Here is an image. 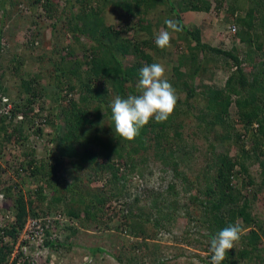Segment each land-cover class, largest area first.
<instances>
[{"label": "trees", "instance_id": "obj_1", "mask_svg": "<svg viewBox=\"0 0 264 264\" xmlns=\"http://www.w3.org/2000/svg\"><path fill=\"white\" fill-rule=\"evenodd\" d=\"M226 1L122 0L119 3L117 0L114 4H120L119 8L127 16V20L124 19V28L120 31L113 30L112 26H105L102 18H98L95 9L86 0L82 2L81 6H77L76 11V2L79 3L81 0H64L63 5L60 0H0V12H2L0 27L7 23L6 18H8L9 10L19 18L26 17L27 11L32 12L29 20L30 27L25 34L27 35L26 44L33 43L34 39H38L41 31L39 32L37 28L42 25L44 20L51 19L55 23L60 20L63 11L68 13L69 31L72 33L70 37L77 42L81 38L92 42L90 46L82 45L75 52L76 45L63 42V45L59 46L58 40L51 49L60 50V57L62 59L69 58L70 60L67 62L73 63L69 64V75L58 64L57 69H61V72L55 78L58 90H61L62 85L66 83L69 101L59 110L66 122L67 131L62 136L57 134L55 138L49 139L55 141L53 152L56 153V156H53L52 167L54 168L52 169L55 170L58 167L61 159L78 156V165L94 164V167H91H93L95 175L102 177L107 174V180L111 186V192L106 196L92 192L91 189L95 190L94 188H88L82 192V195L79 193L78 199L83 202L82 206L75 208L64 205L62 210L58 208L63 201V196L58 193L59 187L57 188L55 185L58 183L57 179L54 186L52 181L47 182L51 186L49 189L52 195L50 203H45L47 195L43 192V186H39L26 199L21 189L26 187L30 177L28 178L27 174L22 176L18 172V168L15 167L13 170L18 174V178L12 180L0 166V190L3 191V197L0 198V217H2V212L7 213L8 211H13L15 217L14 221L10 223L4 219L3 226L0 227V264L16 263V260L10 262V254L16 236L23 227L27 216L38 217L54 210L62 212L73 221L79 220L82 227L86 229L89 225L99 229V217L103 223H106L107 219L112 220L115 217H120L121 220L114 226L120 231H127L128 236L131 237L132 254L122 253L121 256H116V259L122 264H140L139 259L143 256L140 255V252L143 253L146 250L149 255V251H147L148 239L154 238L159 230L168 228L172 223L171 220L175 219L180 210L177 197L179 194L178 183L182 184V186L180 185L182 191L188 193V202L200 205L203 210L206 231L198 232L199 237L195 239V243L191 241L188 243H191L192 248L198 249L196 251L202 250L201 252L207 255L205 259L207 264H210L211 237L223 227L235 224L239 218L241 219L240 224L245 229V234L241 236L239 246L229 250L226 259L221 264H237L241 260L253 262L252 264H264V225L261 219L255 218L251 214L252 199H249L247 195L252 191L247 192L245 189L247 184H254V179L249 174V166L253 163H256L260 169V186H264V58L262 57L264 50L263 43L259 41L260 37L258 35L252 37L250 32V29L255 25L253 19L264 8V0H232V3L228 4L226 8L225 17L227 21L231 22L228 32L245 45L252 46V39L257 44L254 47L256 50H251V48L245 50L244 57H241L233 48L227 50L203 42L201 40L202 29L199 26L188 27L182 20V12L207 13L211 8L217 12ZM239 1L247 5L246 13L242 17L237 16L236 12L237 9H240L237 7ZM25 2L26 4H24ZM212 2L214 3L212 4ZM156 4H163L167 12L164 19L160 18L161 20L152 26L151 21L138 15L148 12V8H153ZM169 16L170 19L177 21L182 28L181 31L176 32L177 40L174 39V41H178L176 42L177 48L178 45H183L185 51L180 53L177 58L178 64L173 66L172 70L179 80L185 77L181 80L183 85H188L184 79L189 78L193 81L200 70L206 69L205 62L210 61L208 53L211 54V57L223 56L226 62L228 60L232 62L228 66L223 86L204 85L199 91L192 85L187 87L186 97L193 99L197 104L201 103L202 105H198L203 107L199 112L197 104L191 102L192 107L198 110L197 115L194 116L195 122L191 125L196 129L193 130V134L195 135L198 130L204 135L209 132L214 136V140L209 142L204 164L198 169L200 178L199 174L195 176L196 179H199L200 187H196L189 181L188 176L180 168L181 160L186 161V156L181 158L177 155V150L182 146L187 148V136L182 120L176 123L174 120H170L173 115L179 117L180 112L177 109H174L173 115L168 117L165 122L151 121L140 129L139 135L135 139L126 140L115 132V125L111 119V108L108 105L113 96L120 95L122 97L125 92L134 94L133 85L139 79L140 68L154 62L157 55H166V50L157 47L153 41L156 33L153 28L161 26L165 30L171 31L165 24V20L169 19ZM260 20L262 21V19ZM237 23L238 28L241 29H237ZM231 26L235 27L234 31L231 30ZM51 28V32L54 33L52 25ZM120 32L124 34L119 36ZM129 32L133 34L126 35ZM67 37L66 35L65 41ZM6 41L0 28V50L6 45ZM78 51L82 53V60L71 59V57H76ZM125 56L132 58V62L128 65L122 61ZM56 64L55 62L54 65ZM63 72L67 75L64 82L59 79ZM36 77L38 75L32 79L25 80L23 78L22 80L23 87L20 93H25L27 103H32L33 98L37 94H41L38 89L39 85L34 81ZM2 80L3 73L1 72L0 93L6 94L7 89L3 87ZM128 83L129 86H127ZM126 86L128 91H126ZM26 100L25 105L12 100L11 115L0 116V140L10 141L13 137L16 144H26V156L30 157L28 166H32L33 157L30 155L35 149L29 145L32 144V141L29 142L30 135L37 138L43 133V130L41 126L37 129L32 128L31 116L33 114H29L32 113V108L26 111ZM232 108L235 110L232 111ZM18 113L23 115L22 119L26 118L27 123L22 119L17 120ZM103 117L111 120L109 129L102 126ZM47 120L51 126L55 127V130L58 129V123L55 120L51 121V115H48ZM95 121L98 124L97 127L94 126ZM151 127L155 129L148 133ZM218 128L222 130L220 131ZM188 133L191 135L190 132ZM241 135H244L247 141ZM214 142H220L223 150L216 151ZM92 144L98 146L97 151L90 147ZM232 146L238 151L236 154L230 153ZM187 150L185 149L184 152L186 153ZM150 157L170 170L172 176L169 178L172 179L165 181V185L159 183L161 186L157 187H152L146 182L133 186L135 181L132 173L142 174ZM10 161L13 159L8 160V162ZM33 165V174H35L39 172V168L45 166V163L42 161L40 166ZM243 173L247 174L248 181L243 187H237L236 183L241 182L240 175H244ZM3 180L6 182L5 187H1V183L4 184ZM133 190L137 191V194L129 202L127 198ZM253 193L254 199L257 197V192ZM121 197H124L125 200L122 201L119 208L111 206L112 199ZM110 207L113 210H110ZM153 214L154 218L151 217ZM89 218L92 219V224L88 225L86 221ZM187 218H189L188 212L183 215V222H185L183 227L188 224ZM65 229L68 231L66 237L75 234L76 229L78 230L74 225L66 226ZM185 233L190 235L191 232L185 231ZM201 238H204L205 243L201 241ZM46 245L49 249L55 250L54 248L62 243L58 239H54L46 241ZM89 251L92 254L107 253L100 246L92 247ZM24 264L36 263L26 259Z\"/></svg>", "mask_w": 264, "mask_h": 264}, {"label": "rangeland", "instance_id": "obj_2", "mask_svg": "<svg viewBox=\"0 0 264 264\" xmlns=\"http://www.w3.org/2000/svg\"><path fill=\"white\" fill-rule=\"evenodd\" d=\"M76 2V8L78 5H82V2ZM87 3L95 9V12L98 18H102L103 24L105 26H112L113 30H123L124 28V19L127 16L124 14L123 10L119 8V5L114 4L117 0H86ZM122 0H118L120 3ZM62 2L61 5L64 4V0H60ZM214 2H212L213 4ZM232 0H227L224 3V6L216 12L214 8L207 13L199 12V11H186L182 12V20L188 27H196L199 26L202 29L201 32V40L203 42L209 43L212 46H216L222 49H235L237 53L244 57L245 50H256L254 47L257 45L254 43L252 46L248 44L245 45L240 41L234 38V35L228 32V26L231 24L230 21H227L225 17L226 8L228 4H231ZM26 4V2L24 3ZM87 4V5H88ZM19 7V5H18ZM237 16H244L246 13L247 5L242 1L237 3ZM148 12H144L140 17L145 18L146 20L151 21L152 26L156 25L160 18L164 19V16L167 12L166 7L162 4H156L153 8H148ZM8 18H6L7 23H4L2 29L6 45L3 46L2 51H0V73H3V87L6 88V94L10 101L14 100L16 103H20L21 105H25V93H20L22 91V80L23 78L32 79L34 76L38 75L34 81L37 82L38 89H40L41 94H37L33 98L32 103H27L26 100V111L32 108L33 114V129L41 128L43 133L37 138H34V135H30L29 142L32 141V147L35 149L33 154L30 155L33 157L32 163L37 164L36 166H40V163L43 161L45 166L39 168V172L33 174V164L32 166H28V161L30 157L26 156V144L18 145L15 143V139L12 137L10 141L0 140V166L3 167L5 172L9 173V170L19 166V163H23L26 166L21 173L25 176L27 174L29 181L26 183V187H22L21 191L26 196H28L35 192V190L39 186H43V192L46 194L45 203H50L52 200V195L50 192L51 186L47 184V182H51L54 186L56 179L58 180L57 188L59 187V194L63 196L62 203L58 206L59 209H64L65 207H79L83 205V202H80L79 196L82 195L84 190L88 188L91 189L92 192L99 193L102 196H106L111 192V186L109 181L107 180L108 175L104 176H96L93 171L94 164L92 163H84L83 165H78V156L69 158L65 157L60 160L58 167L54 170L52 165L54 164L53 156H56V153L53 152L55 148V141H50L49 139L55 138V135L62 136L66 131V122L63 119L62 113L59 111L64 104H67L69 101V97L67 98V85L64 83L61 87V90H58L56 86L57 75H60L61 69L58 68L61 66L64 72L69 75V64H73L67 62L70 60L62 59L60 57V50H51L53 48V44L59 40V46L63 45V42H70L72 45H76L74 50L77 52L82 45L90 46L92 42H90L86 38H81L78 42L71 38V32L69 31L68 25V13H61L60 20L54 23V20L46 19L39 25L37 30L41 33L38 38V43L36 45L26 44V33L27 29L30 27L29 20L31 18L32 12H26V17L19 18L12 11H8ZM263 14V15H262ZM25 16V15H24ZM170 19V16H169ZM262 19V21L260 20ZM9 20V21H8ZM253 23L255 24L251 29V36L258 35L259 41L263 43L264 50V8L257 13V16L253 19ZM53 28L54 33L51 32ZM155 27V26H154ZM239 25L237 23V29ZM165 30L163 27L153 28L155 30V35L160 30ZM119 36L123 35V32L118 33ZM132 32L127 33L126 35H131ZM68 36L66 41L64 40L65 36ZM177 34L176 32H172V39L170 42V46L164 48L166 51V55H157V58L154 62H162L166 68V77L168 81L172 84L176 93L179 97L175 109H177L180 114L179 117H174L171 114L169 117L173 115V118L170 120H174V122H179L182 120L185 125V135L187 148L183 146L179 148L177 155L183 158L186 156V161L181 160L180 168L189 178L196 187H200L199 179H196V175L198 176V169L201 168L204 164L205 154H208L209 142H212L214 139L213 133L207 132V134H202L200 131H196L195 135L193 134V122H195V114L197 115L198 110L194 109L191 105L193 103L197 104L196 101H193L191 98L186 97L187 87L194 86L197 91L202 89L201 87L204 85L210 86H218L221 87L224 84V81L227 77V69L228 66L232 63L230 60L226 62V59L223 56L211 57L209 54L210 61L206 63L205 61V70H200L198 75L195 77L193 81L191 79H184L187 81V86L182 84V77L180 80L178 79L176 73L172 70L173 66H177L178 61L177 58L181 52L185 51V47L183 45H176ZM155 38L153 39V41ZM64 43V44H65ZM155 43V42H154ZM183 46V48H181ZM52 51V52H51ZM55 53H54V52ZM54 53V54H53ZM76 57H71V59H80L82 60V53L78 51ZM264 58V56H262ZM122 60L126 65L132 62V58L129 56L123 57ZM57 63L54 65V63ZM153 61L151 63H154ZM149 63V64H151ZM228 64V65H227ZM73 66V65H72ZM85 68V67H82ZM184 71L183 68H181ZM59 77L62 82L65 81L67 75L65 73ZM139 80V79H138ZM138 80H136L133 85L134 94H139V89L137 88ZM129 86V83L128 85ZM126 86V91H128ZM130 93H126L123 95L124 97L129 95ZM65 96V97H64ZM113 96V95H112ZM122 96V97H123ZM115 96L110 98L108 105ZM198 102V101H197ZM198 104H201L198 102ZM199 112L202 111V106L198 105ZM202 105V104H201ZM234 106V105H231ZM201 110V111H200ZM232 111L235 108L231 109ZM51 115V121L55 120L58 123V129L55 130V127L51 126L48 122L47 117ZM56 115V116H55ZM58 115V116H57ZM18 120V119H17ZM24 122L27 123L26 118L23 119ZM97 121V120H96ZM94 126L97 127L98 124ZM154 122V118L149 122ZM111 124V120L107 117L102 118V126L105 129H109ZM188 124V125H187ZM41 126V127H40ZM187 126V127H186ZM192 127V128H191ZM152 128L148 130V133L151 132ZM218 130H222L218 128ZM191 135H189V133ZM215 143V150L221 151L223 150L222 144L220 142ZM194 145V147H191ZM90 147L97 151L98 146L95 144L90 145ZM185 149H188L185 153ZM238 152L235 147H231V154H236ZM13 156V157H11ZM153 156V155H152ZM10 157V158H9ZM9 159H13V161L8 162ZM120 165V164H119ZM28 166V167H27ZM93 166V167H91ZM117 166V164H116ZM30 167V168H29ZM166 170V172H164ZM20 173V171H18ZM121 172V171H119ZM133 180L136 184H144L148 183L152 187H157L161 185H165V181H169L172 178V173L170 170L165 168L160 162L154 160L153 158H149V162H147V166L143 169L142 174L138 175L135 173ZM244 174V173H243ZM249 174L254 179V184H247V188L251 186L253 189L252 192H257V197L253 199L252 192L247 195V197L251 200V214L253 217H258L261 219L264 225V186H260L261 182V174L260 169L256 163H253L249 166ZM22 175V176H24ZM245 175V176H244ZM240 175L241 182L236 183L237 187H243V185L248 181L247 174ZM9 176V175H8ZM12 180H16L18 178V174L14 177H10ZM200 178V174H199ZM164 179V180H163ZM107 180V182H106ZM163 180V181H162ZM178 183V179L176 180ZM3 182V181H2ZM8 182H11L8 180ZM54 182V183H53ZM1 183L2 186H6ZM161 183V185L159 184ZM182 186V184H180ZM178 183L179 194L177 195L179 201L180 210L175 216V219L172 221L168 228L161 229L154 236V238L148 239V253L146 250L141 253L143 256L139 259L140 264H207L205 259L206 256L202 253V250L196 251L198 249L192 248V246L188 243V241L194 242L195 239L199 237L198 232L204 233L206 231V222L204 221L203 210L200 205L192 204L188 202V193L182 191ZM68 186V187H66ZM68 189V190H67ZM244 190V189H243ZM242 192V191H241ZM79 193H81L79 195ZM253 193V194H254ZM137 194V191H132V194H129L127 200L129 202L132 201L134 195ZM125 198L121 197L118 199H112L110 201L111 206H115L119 208L124 201ZM67 205V206H66ZM45 206V205H43ZM42 207V206H41ZM105 207V206H103ZM123 207V206H122ZM110 210H113L110 207ZM152 213L151 211H148ZM188 212L189 218H187L188 224L183 227V215ZM155 215L153 214V216ZM106 219V218H103ZM92 219H88V225L92 224ZM106 223L99 221L100 225H98L99 229L92 227V225L88 226V229L83 228L82 224L79 220H75V234H71L69 237H66V233L68 231H64L57 238L62 245L54 248L55 250L49 249V253L42 254L39 258H37L36 264H88V258L91 257V264H122L116 259V256H121L122 253H131V237L128 236L127 231H120L115 229L116 223L121 220L120 217H115L114 219H107ZM241 219H237L236 223H240ZM109 225V226H108ZM122 227L121 225L119 226ZM191 232L190 235L185 233ZM131 240V241H130ZM201 241L205 243L204 238H201ZM189 244V245H188ZM240 241L236 242L235 246H239ZM95 246H100L107 253L96 252V254H92L89 249ZM132 254V253H131ZM125 260V258H123ZM143 262V263H142ZM253 262H247L246 260H241L237 264H252ZM125 264V263H123Z\"/></svg>", "mask_w": 264, "mask_h": 264}, {"label": "clouds", "instance_id": "obj_3", "mask_svg": "<svg viewBox=\"0 0 264 264\" xmlns=\"http://www.w3.org/2000/svg\"><path fill=\"white\" fill-rule=\"evenodd\" d=\"M1 16L2 12H0ZM165 24L167 25V29L171 31L160 30L155 35L154 40L156 46L161 49L170 46L172 32L182 30L178 22L173 19H166ZM0 28L3 29L4 27ZM2 29L1 32L4 36ZM26 31L28 32V29ZM38 41V39H34L33 43L29 42L28 44L34 46ZM165 73L166 68L162 62L145 64L139 70L137 84L139 94H129L126 98L116 95L112 99L110 103L111 119L115 125V132L120 137L126 140H133L139 135L140 129L148 124L150 120L154 118L157 123H162L173 113L179 97L172 84L168 81ZM3 95L7 96V94ZM11 113L12 107L10 115ZM16 118L20 120L23 118V115L18 113ZM20 164L26 169L23 163ZM3 181L5 182V180ZM245 189L247 192L252 191L251 186L248 188L246 186ZM0 192L3 194L2 190ZM244 234V227L240 223H235L223 227L212 236L210 239V264H221L226 259L229 250L235 247L236 242ZM88 264H91V257L88 258Z\"/></svg>", "mask_w": 264, "mask_h": 264}, {"label": "built area", "instance_id": "obj_4", "mask_svg": "<svg viewBox=\"0 0 264 264\" xmlns=\"http://www.w3.org/2000/svg\"><path fill=\"white\" fill-rule=\"evenodd\" d=\"M231 30L234 31L235 27L231 26ZM11 107L12 104L8 96L0 94V114L9 116ZM241 137L245 138L244 135H241ZM244 140L247 141L246 138ZM17 168L20 174L23 175L21 173L24 169L23 166L19 163ZM16 174L13 169L9 170L8 175L10 177H14ZM2 197L3 194L0 192V198ZM4 219H7L9 223L14 221L13 211H8L7 213L2 212L0 227L3 226ZM72 225H75V222L60 211L54 210L52 212H46L38 217L27 216L23 227L16 236L10 254V262L16 260L14 264H24L27 259V261L38 263L37 258L46 252V254L49 253L46 241L57 239L62 232L66 231V226Z\"/></svg>", "mask_w": 264, "mask_h": 264}]
</instances>
